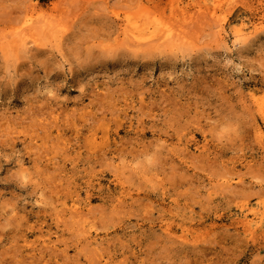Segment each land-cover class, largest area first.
<instances>
[{
  "label": "rangeland",
  "instance_id": "374dc122",
  "mask_svg": "<svg viewBox=\"0 0 264 264\" xmlns=\"http://www.w3.org/2000/svg\"><path fill=\"white\" fill-rule=\"evenodd\" d=\"M256 100L264 0H0V264H264Z\"/></svg>",
  "mask_w": 264,
  "mask_h": 264
},
{
  "label": "bare ground",
  "instance_id": "6f19581e",
  "mask_svg": "<svg viewBox=\"0 0 264 264\" xmlns=\"http://www.w3.org/2000/svg\"><path fill=\"white\" fill-rule=\"evenodd\" d=\"M41 26V25H40ZM40 26H38L40 28ZM36 27V26H35ZM47 24L43 23L41 28H46ZM35 29V28H34ZM238 30V29H237ZM234 34L236 36H244V29H240L236 32H234ZM132 38H134V40H136V35L133 33L132 34ZM157 36V35H156ZM246 36V34H245ZM138 37V36H137ZM158 37V36H157ZM244 38V37H243ZM158 42H162V43H166V44H171L174 40L173 35L171 34V32L169 30L164 31L163 33L161 32V35L158 37ZM139 42V41H138ZM254 104L256 106L257 111L260 113V115L262 116V118L264 119V104L263 102L256 100L254 101ZM72 209V208H71ZM74 211L76 210L75 208L73 209ZM78 210V209H77ZM73 212V211H72ZM77 213V211H76ZM260 220H263V218H261Z\"/></svg>",
  "mask_w": 264,
  "mask_h": 264
}]
</instances>
